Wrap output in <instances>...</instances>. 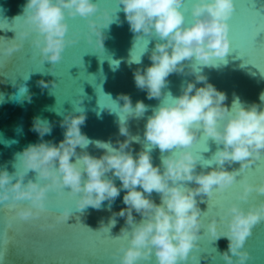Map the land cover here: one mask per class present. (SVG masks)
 <instances>
[{
    "label": "clouds",
    "instance_id": "obj_1",
    "mask_svg": "<svg viewBox=\"0 0 264 264\" xmlns=\"http://www.w3.org/2000/svg\"><path fill=\"white\" fill-rule=\"evenodd\" d=\"M119 5H123L130 30L137 34L136 40L154 33L162 41L156 43L149 57L151 65L133 73L136 87L145 91L148 99L164 95L162 90L173 73L192 74L195 80L182 87L179 97L169 93L173 103H162L152 110L144 131L150 147L136 156L131 145L138 137L129 132L123 119L119 121V135L126 139L117 140V148L111 142L93 141L82 132L81 126L87 118L83 110L78 111L80 115L68 114L60 122L64 138L58 144L44 139L51 134L53 124L34 117L31 130L38 133L39 142L29 144L17 154L23 171L10 174L7 169L0 170V204H6L19 218L31 221L42 214L45 218L51 215L45 204L49 191L63 196L65 189H70V196H79L77 210L84 211L89 207L99 210L105 201L111 206L121 191L126 190L123 196L126 207L113 213L109 226L101 225L110 232L119 216L126 217V224L130 226V231L121 229V235L130 232L129 244H121L113 253L114 258L119 264H141L150 261L154 253L157 264H181L198 247L196 242L201 237L203 221L197 197L203 202L204 196L212 198L214 188L223 192L240 172L264 157V92L259 94V103L244 106L237 99L229 110L224 103L227 94L208 82V77L197 67H215V58H225L230 52L228 21L235 12V0H194L191 6L194 22L190 25L185 23L188 11L185 0H119ZM98 12L99 5L93 0H27L26 29L3 52L11 57L21 49L24 39L37 33L32 43L44 61L55 64L61 60L65 48L79 39L66 36L67 18L76 16L88 19V42L92 43V34H95L97 45L104 49L106 36L102 29L113 23V15L105 9L97 19H91ZM17 37L21 42H16ZM132 62L138 64L140 58L131 57ZM186 67H190V73H185ZM39 83L42 88L48 87L43 80ZM52 84L56 86L55 82ZM198 84L203 86L197 87ZM118 100L124 101L121 110L129 117L142 118L148 111L142 100L133 107L129 94H119ZM201 131L223 147H218L212 158L219 167L198 173L200 158L188 149L197 142ZM90 144L105 150L104 154L97 157L86 151L77 152L78 147L86 149ZM155 147L162 154L170 153L161 156L160 165L153 164L151 149ZM234 162H239L240 168L229 171L225 165ZM29 171L36 173V179L25 183ZM117 177L121 181L119 186L115 183ZM187 182H194L196 187H188ZM243 184V192L238 194L240 200L246 201L253 190L264 194V183L253 185L244 180ZM153 192L159 194V204L152 198ZM22 201L30 202V206L18 207ZM222 211L227 230H218L213 218L207 225L211 237L213 240L227 238L228 248L222 254L226 264H248L253 257L244 246L253 228L264 222V202L247 211L233 203ZM134 213L142 219L137 222ZM71 214L65 209L55 216L54 223L40 227L55 228L67 222ZM7 223L11 228L13 217Z\"/></svg>",
    "mask_w": 264,
    "mask_h": 264
},
{
    "label": "water",
    "instance_id": "obj_2",
    "mask_svg": "<svg viewBox=\"0 0 264 264\" xmlns=\"http://www.w3.org/2000/svg\"><path fill=\"white\" fill-rule=\"evenodd\" d=\"M93 2L99 5V12L91 19H97L105 9L113 15V23L102 29L106 36L104 49L97 45L95 34H92V43L88 42V19L68 17L69 31L66 36L69 39H79L75 44H69L63 51L61 60L53 64L51 61H44L42 53L32 43L37 33H31L24 39L21 49L11 57L4 54L5 46L26 29L24 6L27 0H0V38H3L0 39V170L7 169L10 174L23 171L17 154L40 139L38 133L31 130L34 117L39 116L53 124L51 134L44 139L58 144L64 138L60 122L70 113L80 115L78 111L81 110L87 117L85 124L81 126L82 132L93 141L111 142L117 148L116 141L126 139L119 135V121L125 120L129 132L138 137L131 145L133 155L136 156L141 150H148L150 147L144 131L152 110L162 103H173L169 93L172 97H179L182 87L195 80L192 74L173 73L168 77V85L162 90L164 95L159 99H148L147 93L136 87L133 73L138 68L151 65L149 57L156 43L162 41L154 33L136 40L137 34L130 30L119 0ZM185 3L188 5L185 23L190 25L194 22L191 14L194 0H185ZM235 4V12L228 21L230 52L225 58H215V67L197 65L202 74L208 77V82L227 94L224 103L229 110H232L237 99L244 106L259 103V94L264 92V31H261L264 29V0H235ZM259 31L261 32L254 40ZM16 42H21L19 37ZM131 57L140 58V63L130 64ZM9 60L16 62L12 71L4 68ZM185 73H190V67L185 68ZM41 80L48 83L47 88H42L39 83ZM52 82H55V87ZM201 86L203 85H197ZM121 93L131 96L133 107L140 100L148 106V111L142 118L129 117L128 113L121 110L124 103L118 100ZM206 146L208 150L202 151ZM218 147L222 148L223 145H217L213 138L201 131L197 142L188 149L200 158L196 169L198 173L219 167L217 162L212 161ZM84 151L99 157L105 150L97 148L95 144H90L86 149L77 148L78 153ZM169 154H162L158 147L152 148L153 164L160 165L161 156ZM75 159L72 158L73 162ZM208 161H212V164L207 165ZM225 167L232 171L239 169L240 163L226 164ZM108 176L111 178V174ZM28 179L35 180L36 173L29 171L25 183ZM244 180L253 185L264 183V157L240 172L236 181L223 192L214 188L212 198L204 196L203 202L197 197L203 221L201 237L196 242L198 247L192 249L189 258L181 264H226L222 254L228 248L227 238L213 240L207 228L214 218L218 230H227L226 224H221L217 216V213L223 216V211L220 212L218 208L214 211L211 205L219 201L223 204V210H226L236 203L247 211L264 202V194L255 190L249 194L247 201L238 199V194L244 189ZM115 183L120 185L118 177L115 178ZM187 186L196 187L194 182H187ZM69 191L70 189H65L63 196L49 191L45 204L51 215L45 218L42 214L40 218L31 221L19 218L6 204H0V264H119L113 253L121 244H129L130 232L121 236L122 228H129L130 231L126 217L117 216V223L110 232L108 228H101V225L109 226L113 213L126 207L123 203L126 190L121 191L111 206L105 201L99 210L89 207L84 211L77 210L76 201L79 196H70ZM152 198L158 204L161 202L159 194L155 192ZM19 206H30V202L22 201ZM65 209L72 213L67 222L52 229L40 227L42 224L54 223L55 216ZM134 215L137 222L142 219L138 214ZM10 216L13 217L11 228L7 223ZM244 247L253 257L248 264H264V222L253 228ZM205 249L209 252H204ZM141 264H157L155 254L153 253L150 261H142Z\"/></svg>",
    "mask_w": 264,
    "mask_h": 264
},
{
    "label": "snow or ice",
    "instance_id": "obj_3",
    "mask_svg": "<svg viewBox=\"0 0 264 264\" xmlns=\"http://www.w3.org/2000/svg\"><path fill=\"white\" fill-rule=\"evenodd\" d=\"M261 31H264V29H262ZM261 31H259V32H257V33L255 34L254 40H255L256 36H257ZM0 39H3V38H0ZM255 42H256V41H255ZM15 66H16V62H15L14 60H9V61H7V62L5 63L4 68H5V69L8 68V69H10L9 71H12V70L15 69ZM262 74H264V73H262ZM0 75H2V74H0ZM207 150H208V149H207V146H206L205 148L202 149V151H207ZM246 201H247V200H246ZM211 207L213 208L214 211H215L217 208L220 210V212H222V210H223V204H222L221 202H219V201H217L215 204L211 205ZM217 216L219 217V221L221 222V224H223V216H220L219 213H217ZM121 236H122V235H121ZM203 251H204V252H209L207 249H205V250H203ZM194 261H196V258H194Z\"/></svg>",
    "mask_w": 264,
    "mask_h": 264
}]
</instances>
